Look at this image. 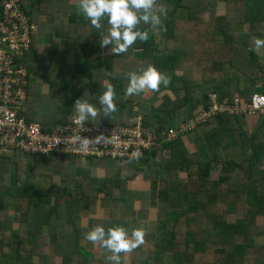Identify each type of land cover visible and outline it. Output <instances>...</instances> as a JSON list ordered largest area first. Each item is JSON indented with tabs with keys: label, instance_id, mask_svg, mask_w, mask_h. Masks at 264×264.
<instances>
[{
	"label": "trees",
	"instance_id": "1",
	"mask_svg": "<svg viewBox=\"0 0 264 264\" xmlns=\"http://www.w3.org/2000/svg\"><path fill=\"white\" fill-rule=\"evenodd\" d=\"M56 1L62 2L58 11L54 8ZM19 2L21 11L28 16L30 23H35L37 13L42 8L44 12L50 13L48 7L52 6L53 21L62 14H69L76 27L69 30L73 31L70 41L80 52L74 53V62L71 64L66 56L71 50L69 40L66 53L58 51L62 28H55L53 40L43 44L37 58H30L31 52H34L31 48L22 59L30 75L23 115L40 123L45 131L66 122L73 115L72 105L77 98L96 104V97L106 83L113 85L116 111L87 122L90 125L128 124L136 113L145 112L144 124L156 139L168 129L177 130L187 118H184L182 109L186 102L189 103V112L192 111L190 116L200 110L197 107L199 101L193 98L198 89L196 81L205 83L219 99L225 98L229 103L235 97L245 99L252 93L264 95V88L249 87L257 78L263 77L258 58L259 55L264 56V46L251 49L249 41L264 39V0H157L159 6L167 9V15L162 17L163 30H159L155 37V31L147 25H141L148 30L149 38L142 43L137 41L120 55H112L106 46L102 47L101 53H94L93 41L100 38V30L92 28L84 18L85 25L76 22L80 15L76 9L72 11L73 4L69 0ZM221 9L225 11L223 14L219 12ZM182 11H185L186 16H175L176 12ZM227 13H230V17ZM101 23L104 30L106 21ZM232 25L247 28V31L234 33ZM79 28H89L84 41H81L83 36ZM215 36H221V41H215ZM159 40L172 50L157 52L156 41ZM132 47L140 50V53L135 51L134 54ZM242 50L248 59L240 63L237 60L239 55L235 56L233 51L241 53ZM101 54L110 58L111 67L108 70H104L102 65L89 68L91 61H101ZM190 63H194L193 68H188ZM225 63L243 73L244 77L240 80L243 88L237 87L239 78L229 77ZM147 64L154 65L169 78L166 87L161 86L158 91H152L153 105L136 99L135 95L124 97L126 74L138 71ZM185 68L189 71L188 77L185 76ZM66 75L70 76V80L65 78ZM43 84L49 85L47 91L42 89ZM168 89L177 95L173 101L165 93ZM200 105L201 108H207L206 102ZM249 116L253 120L254 116L257 117L250 129L245 127L246 117ZM199 126L204 127L203 140L207 146L204 152L189 153L181 140L186 133H178L171 141L161 143L160 148L169 152L167 159L170 167L163 168L158 163L159 168L155 170L154 176H150L149 171L153 168L150 163L156 161L155 149L145 151L140 160L146 158L147 169L136 167L137 161L120 162L121 167L125 166L120 171L123 175L114 174L116 166L113 160L53 156L69 160L66 175L88 173L98 169L101 164L105 167L104 176H91L88 186L95 188L99 197L97 201L109 200L119 205L111 208L107 217L102 212L88 216L91 201L88 190H84L81 183L71 185L66 176L48 188L38 187L31 182L30 167L24 180L14 177L13 183L3 189L2 196L25 198L19 210L27 215L28 220L18 226L23 228V232L13 230L11 241H0V264H96L97 258L92 248L100 251L106 249L98 244H90L84 239V234L93 225L100 224L107 228L116 223L128 229H144V243L128 253H122L121 264L126 258L129 264H163L164 255L168 254L172 257L168 260L172 264H193L183 259L181 254L185 253L184 249L194 254V257L208 254L212 260L204 264H264V240L258 242L259 237L264 239V113H217ZM235 141L240 145V153L232 156L229 152ZM34 156L39 162L46 158ZM76 160L88 162L89 168L75 165ZM132 170L135 171L129 173ZM139 173L151 183L150 188L127 187V182ZM211 173L216 174V177L211 178ZM191 175L195 177L191 178ZM67 177L70 180L71 176ZM20 181L23 183L18 184ZM160 181L164 187L158 189L157 183ZM230 181L234 183V189L221 190ZM142 205L145 209L141 208ZM119 209L127 213L125 217L120 215ZM83 216L88 219L82 223L80 219ZM177 228L181 229L176 233ZM44 229L54 233L52 245L46 240H37L39 236H47L43 234ZM149 229L155 236L152 249L145 246L146 235L151 233ZM178 234L183 237L177 238ZM182 243L183 248L180 246ZM23 244L31 246L28 253L20 252ZM45 246L48 249L53 247L54 254L42 253ZM33 256L38 263L33 261Z\"/></svg>",
	"mask_w": 264,
	"mask_h": 264
},
{
	"label": "built area",
	"instance_id": "2",
	"mask_svg": "<svg viewBox=\"0 0 264 264\" xmlns=\"http://www.w3.org/2000/svg\"><path fill=\"white\" fill-rule=\"evenodd\" d=\"M19 0H0V155L13 151L28 155H67L108 159L115 162L140 161L144 152L160 147L179 134L188 133L215 114L264 113V95L252 93L248 98L235 97L230 103L215 92L207 94V108H201L175 129H168L156 139L144 124L145 112L136 113L128 124L90 125L75 123L74 114L64 123L43 130L42 125L23 115L27 99L29 74L24 56L32 46L37 25L21 11ZM87 138L86 144L76 138ZM104 139L99 143L96 137ZM133 153H137L133 157Z\"/></svg>",
	"mask_w": 264,
	"mask_h": 264
},
{
	"label": "clouds",
	"instance_id": "3",
	"mask_svg": "<svg viewBox=\"0 0 264 264\" xmlns=\"http://www.w3.org/2000/svg\"><path fill=\"white\" fill-rule=\"evenodd\" d=\"M75 9L92 28L100 30L99 44L110 49L112 55L125 53L137 41L142 43L149 38L148 30L141 25H147L153 31L158 28L163 30L162 17L167 15V9L159 6L157 0H77ZM102 21H106V31L102 28ZM253 44L255 48H260L264 46V39L256 38ZM126 79L125 95H138L145 90L158 91L161 86L169 84V78L152 64H147L138 71L128 72ZM114 98L111 83L103 86V91L96 97V104L77 98L72 105L75 123L81 127L85 121L93 122L100 116L106 117L115 112ZM76 139L82 144L88 142L87 138L80 136ZM103 139L104 137L97 136L96 142ZM136 155L137 153H133V157ZM143 236L144 229L141 227L128 229L123 224L116 223L105 228L96 224L84 234V239L93 246L98 244L106 249L110 253L106 256L110 264H121L120 254L142 245Z\"/></svg>",
	"mask_w": 264,
	"mask_h": 264
},
{
	"label": "rangeland",
	"instance_id": "4",
	"mask_svg": "<svg viewBox=\"0 0 264 264\" xmlns=\"http://www.w3.org/2000/svg\"><path fill=\"white\" fill-rule=\"evenodd\" d=\"M71 2H72V0H70ZM69 1V2H70ZM61 6H62V2H59V1H56V3H55V9H56V11H58L59 10V8H61ZM51 11H52V6H50V7H48ZM39 12H43V8H42V10H40ZM38 12V13H39ZM219 12H220V14H223L225 11H223L222 9L221 10H219ZM40 14V13H39ZM228 14V16L230 15V13H227ZM64 15H66V17L63 19V21L62 22H64V21H66V19L69 17H67V14H64ZM179 15H181V16H186V13H185V11H182V12H176L175 13V16L177 17V16H179ZM52 16V15H51ZM64 16L62 15L61 16V18H63ZM230 17V16H229ZM47 18V17H46ZM52 18H53V16H52ZM58 19H60V17L58 18ZM58 19H55L54 20V24L56 25V21H58L59 22V20ZM51 22V21H50ZM55 25H54V27L53 28H55ZM64 25H66V23L64 24ZM104 26H106V28H104V30L106 31V29H107V24H105ZM61 27V25H58V27L57 28H60ZM232 27H233V31H234V33H236V32H243V31H247V28H241V26L239 27V28H237L235 25H232ZM235 27V28H234ZM80 30H82L81 32H80V34L83 36V38L81 39V41H84L85 40V38H84V36H87V34H88V31H89V28H79ZM202 29V28H201ZM68 30V29H67ZM159 30L160 29H156L155 30V34H154V36L156 37L158 34H159ZM39 31H41L40 29H39ZM45 31L47 32L48 31V29L46 28L45 29ZM44 30H43V32H45ZM67 31H64L63 33H62V37H65V41H67V39L69 40L68 42H70V43H68L69 45V47H70V49L71 50H69V52L68 53H70L69 55H66V56H68V62H69V64H71L72 62H74V53H77V52H80V49L79 48H77V47H75L76 45H72V43H71V41H70V37H71V34H68V32L66 33ZM68 35H70V37H68ZM52 37V38H51ZM68 37V38H67ZM221 36H215V41H221ZM48 39V42H51V40H53V36H49V37H47L46 36V39H44L45 40V42H46V40ZM100 38H98V40H99ZM65 41L64 40H62L61 42L62 43H59V52H65L66 53V47H67V43H65ZM157 42V48H156V51L157 52H170L172 49H167L166 47H165V44L162 42V41H156ZM33 45H34V47H33V49H34V52H31L32 53V57H35V58H37L36 57V55H38L39 53H41V51H42V48H43V45L42 44H39V46H37V48H36V45L34 44V42H33ZM249 47L250 48H254V44H253V40H250L249 41ZM132 50L134 51V54H135V51L136 52H139L140 50H134V48L132 47ZM38 51V52H37ZM93 51H94V53H97V52H102V47L99 45V44H97V42L95 43H93ZM259 52H260V50H259ZM140 53V52H139ZM138 53V54H139ZM230 54L232 55V52H230ZM233 54L235 55V56H238V58H237V60H240L241 59V61H246L247 59H246V54H245V52L242 50L241 51V53H240V51H233ZM89 55V54H88ZM102 55V54H101ZM132 57H135L134 55H132ZM30 58H31V54H30ZM62 58H65V57H62ZM228 58V57H227ZM102 65V66H101ZM97 66H101L104 70H108L110 67H111V60H110V58L108 57V56H104V55H102L101 56V61H91L90 63H89V68H95V67H97ZM224 66L226 67V69L229 71V66L225 63L224 64ZM194 67V63H190L189 64V66H188V68H193ZM197 68H195V69H193V70H196ZM232 69L233 68H230V71H231V73L232 72H234V71H232ZM184 70V69H183ZM188 69L187 68H185V76L186 77H188V72L189 71H187ZM192 70V71H193ZM224 70H225V68H224ZM178 74L180 75L181 74V71L180 72H178ZM195 76V74H193V77ZM66 79L68 78H70V76H68V75H66V77H65ZM189 78H190V75H189ZM70 80V79H69ZM68 80V81H69ZM198 84H200L201 86H200V88H201V91H200V88H199V86H198V88H199V90H197V92H194V99H196V101H199V104H203V103H205V102H208L207 101V93L208 92H211L209 89H208V87H206L205 86V83H201V81L199 80V81H196ZM203 87V88H202ZM48 88H49V85H47V84H43V87H42V89L44 90V91H47L48 90ZM191 88H193V87H191ZM170 90V91H169ZM194 90V89H193ZM146 91H147V93H146ZM168 91H169V93H173V91H171V89H168ZM196 91V90H195ZM148 92H149V90H145L143 93H141V94H138V95H136L137 97H140V95L142 96L143 94H148ZM201 92V93H200ZM200 93V94H199ZM200 95H201V97H200ZM197 96V97H196ZM124 97H127V95H124ZM200 99H199V98ZM171 98H173L172 97V94H171ZM28 99V98H27ZM173 99H175V97L173 98ZM173 99H172V101H173ZM193 99V100H194ZM26 102H27V100H26ZM29 103V102H28ZM28 103H27V105H28ZM188 102H186L184 105H183V107H182V109H184V107L186 106V104H187ZM26 105V104H25ZM189 107V103H188V106H187V108ZM30 109V108H29ZM189 109V108H188ZM74 114V113H73ZM190 117V116H189ZM187 119V118H186ZM200 128H202V126L200 127ZM194 129H196V126L195 127H193L192 128V130H191V132L189 131L188 133H186L185 135H189V134H191L193 131H194ZM161 137L162 136H160V138L159 139H161ZM181 140H183V142H184V138H182ZM235 149V148H234ZM155 151H156V156H155V159H156V162L155 163H152V166H153V168L149 171V175L150 176H154L155 175V170L157 169V168H159L158 167V163H160V165L163 167V168H167V167H170V162H169V160L167 159V156H168V154H169V152L167 151V153H166V150H163V149H161L158 145H156L155 146ZM240 152V151H239ZM238 152V153H239ZM1 156V155H0ZM2 156H4V158H6V156L8 157V158H6V159H3V158H1L0 159V190H3L4 188H7V187H9L10 185H11V183H13L12 181H14L13 180V178L14 177H18V178H20V180H24V176L26 177L27 176V174H28V172H27V169L30 167L31 168V172H30V177H31V182H34L35 184H39V187L40 186H43V185H47V186H50L51 184H53V183H55V182H58V180H62V178H63V176H66L65 178L68 180V182H71L72 184L71 185H75V184H79V183H81V185H82V188L84 189V190H88V193H89V196H90V199H91V201H90V203H89V211H88V216L89 215H95L97 212L100 214L101 212H102V214L105 216V217H107L108 216V214H109V211H110V209L111 208H114L115 206H119V205H116V202H112V201H106V202H104V201H97L96 202V200H97V198H99L98 196H97V194H96V192H95V188L93 187L92 188V186L91 187H89L88 185L90 184L89 183V179H92L91 178V176H93V175H97L98 177H103L104 176V174H105V167L104 166H102V164L99 166V168L98 169H95V170H92V171H90V172H88V173H82V174H80V175H75V174H73V175H71V174H65V172H66V170H68V169H66L67 167H66V164H67V162L69 161L68 159H60V157H53L52 156V158H50V157H48V156H46V158L44 159V161L43 162H39V161H36L37 160V156H34V155H28V154H24V153H22V152H15V151H13V152H10V153H3L2 154ZM38 156H42V155H38ZM75 159V158H74ZM263 159H264V157H263ZM68 160V161H67ZM77 162H76V164L75 165H83V166H85L86 168H89L88 167V165H89V163L88 162H86V161H81V160H76ZM79 162V163H78ZM78 163V164H77ZM122 163V162H121ZM120 162H114V165L116 166L115 168H114V174L115 175H119L121 172L120 171H123V169L125 168V166L124 167H121L120 166V164H121ZM192 169H194V167H192ZM107 171H109V169H107ZM106 171V172H107ZM135 170H132V171H130L129 173H133ZM140 172H142V171H140ZM108 173V172H107ZM87 174H89V175H87ZM121 175H123V173H121ZM67 176H71L70 177V180L68 179V177ZM179 176H181V173L179 174ZM74 177V178H73ZM136 177H138V178H136ZM134 179H131V180H129L128 182H127V187L128 188H132V189H135L134 188V184H137L138 185V188H141V182L144 180L143 179V176H142V173H141V175H140V173L139 174H137V176H136ZM182 177V176H181ZM195 177V175H191V178H194ZM210 177L212 178V177H216V174H214L213 175V173H211V175H210ZM75 182V183H74ZM20 183H23V181H20L18 184H20ZM48 183H49V185H48ZM157 185H158V189H160L161 187L163 188L164 187V184L162 183V181H160V183L158 182L157 183ZM231 186L233 187V188H231ZM55 187V186H54ZM226 189H234V183L233 182H228V184L226 183V184H224V186L222 187V189L221 190H226ZM75 190V189H74ZM73 190V191H74ZM217 190H218V188H217ZM208 194H210V192H208ZM153 198V197H152ZM114 203V204H113ZM23 206V205H22ZM141 208L142 209H145L144 207H143V205L141 206ZM154 208V207H153ZM141 209V210H142ZM119 212H120V215L121 216H126V212L122 209H119ZM87 217V216H86ZM136 217H137V219H136V221H138V219H139V217H138V215H136ZM87 219L88 218H85L84 216L82 217V221L83 222H85V221H87ZM151 219V218H150ZM149 219V220H150ZM148 220V222H149V224H150V226L152 225L151 224V220L149 221ZM181 228H177L176 229V233L178 232V230H180ZM150 231L149 232H151V233H149V235H146V236H148V237H146L147 238V241H146V243H145V246L147 247V248H149V249H152L153 247H154V235H153V231H152V229H149ZM43 232L44 233H46L47 235H54V233L52 232V233H49V231L48 230H46V229H44L43 230ZM183 236H181L180 234H178L177 235V238H182ZM258 242L260 243V242H262L264 239H263V237H259L258 238ZM81 242H83V240H81ZM54 242H52L51 243V245L53 244ZM82 244V243H81ZM182 248H183V243L180 245ZM27 247H31L30 245H27ZM42 250L44 251V253H47V254H54V252H53V247L51 248V246H50V249H48V246L46 247H43L42 248ZM41 250V251H42ZM92 251H93V254L95 255V257L97 258V260H96V264H110V262L106 259V256H107V252H106V250H102V251H100L98 248H92ZM178 252L180 253V251L178 250ZM184 254H181V255H183V259L185 260H188V261H192V263L194 264H204V263H207V262H209V261H211L212 259H209L208 258V254H205V255H203V256H198V257H194V254H190V252L189 251H187V250H185L184 249ZM121 255V257L123 256V254L121 253L120 254ZM124 256H126V254H124ZM127 257V256H126ZM125 258V257H124ZM164 263L163 264H172L171 263V261H168V260H170L172 257H171V255H164ZM195 259H198L197 260V262L195 261ZM167 260V261H166ZM124 264H129V261L127 260V258L124 260ZM160 264V263H159ZM209 264V263H208Z\"/></svg>",
	"mask_w": 264,
	"mask_h": 264
},
{
	"label": "crops",
	"instance_id": "5",
	"mask_svg": "<svg viewBox=\"0 0 264 264\" xmlns=\"http://www.w3.org/2000/svg\"><path fill=\"white\" fill-rule=\"evenodd\" d=\"M76 2H77V0H72V2L70 1V4H73L72 5V11H73V9L75 10V4H76ZM39 13H37V16H36V18L34 20L35 21V24L37 25V28L38 29H37L36 33L32 36V46H31V48L34 47L33 42L36 45V48H37V46H39V44H42L43 45L45 43V40L44 39H46V36L47 37L52 36V33H55L54 30H55V28L58 27V25H61L60 28H62L60 30L61 31L60 32L61 35H62V33L64 31H67L68 34H71L73 31L70 32L69 31L70 28H76L75 25L73 24L74 19H73L72 15L69 16V14H67V17L68 16L69 17L66 19V21L62 22L63 19L66 17V15L62 14L64 17L61 18V16H62L61 15L60 16V19H58L59 22L56 21L55 22L56 25H55L54 24V21L52 19V16H51V15H53V14H51L52 11H50V13H46L44 11L43 12H39ZM82 19L83 18L80 15L79 16V19L76 20V22L78 21V23H80L81 26L85 25ZM65 23H66V25H64ZM54 25H55V28H53ZM42 28H43L44 31L47 28L48 31L47 32L46 31L43 32ZM39 29L41 31H39ZM68 37H70V35H68ZM62 40L65 41V37H62L61 36L59 38V40H58L59 43H62L61 42ZM46 42H48V39L46 40ZM94 42L95 43L97 42V44H99L98 38L94 39L93 43ZM65 43H67V41H65ZM259 56L260 57L258 58V62H261V66L262 67L260 69L262 71L261 75L263 77L257 78L254 83L249 84V87L250 88H254V89L255 88H259V89L260 88H262V89L264 88V56H262V55H259ZM245 57H246V59H248V56L247 55ZM31 58H32V53H31ZM238 61L240 63L243 62V61H241V59L238 60ZM230 68H233L232 71H234V72L231 73ZM228 75H229V77H232V78H235V79L239 78V83L237 84V87H238V89L243 88V82H241L240 80H242V78L244 77V75H243V73L240 70L236 69L233 66H229ZM197 86H199V88H200L201 85L200 84H197ZM199 88L196 89V92H197V90H199ZM200 91H201V88H200ZM146 93H147V91H146ZM165 93H167V95H169L170 98H171V94H172V97L173 98L174 97L176 98V96H177L175 92L169 93V91H166ZM152 95H153L152 94V91L149 90L148 94H143L142 96L140 95V97H137L135 95V98L138 99V100H140V101H142V100H144L145 102L148 101L151 105H153V103L151 101ZM200 97H201V95H200ZM173 98H171V99H173ZM157 102H158V100L155 102V104ZM187 106H188V103L186 104V106L183 109V112L185 114L184 118L185 117L188 118L192 114V111L190 113L189 110H188V108H187ZM197 107H199L198 109H201V105L200 104H198ZM148 117L149 116H147V119H148ZM256 118L257 117L254 116V120ZM246 120H247V122H246L247 125L244 124L245 127H248L249 129L252 128L254 126V120H253V118L249 116V117H246ZM203 129H204L203 126H202V128H200V126H198V127H196V129H194V131L191 134L183 136V138H184V144H185V146H186V148H187V150H188L189 153L194 154V153H198V152H204V150L206 149L207 146H206V143L203 140ZM239 151H240V145L238 144V142L235 141V144L231 146L229 153H230V155L235 156V155H238L240 153ZM166 153H167V151H166ZM2 158L3 159H6L8 157L6 156V158H4V156H2ZM145 160H146V158L144 160H142V161L135 162V166L137 165L136 167H138L139 169H141V168L147 169L148 166L145 163ZM155 162L156 161H152L150 163L151 167H152V163H155ZM136 178H138V177H136ZM48 185H49V183H48ZM37 186L39 187V184ZM133 186L134 187H138L137 184H134ZM40 187L41 188H48L47 185H43V186H40ZM141 187L150 188L151 187V183L148 182V181H146V180H143L141 182ZM2 191L3 190H0V241H3L5 243H8L9 240L10 241L12 240V238H11L10 235L13 232V230H15V231L18 230V231L23 232L22 231L23 228L21 226H20V228H18V226L20 224H23V222H26L28 220V217H27V215L25 213H23V212H21L19 210L21 208L22 204L25 203V198H20V197H16V196H14V197H8L6 195L2 196L3 195V192ZM96 202H97V200H96ZM80 220L83 223L82 218ZM43 234H46V233L43 232ZM19 235H21V234H19ZM54 238H55L54 235L53 236L52 235H47L46 237L39 236V238L37 240H39V241L46 240L49 243H52V242H54ZM29 250H31V247H27V245H24L23 244L20 247V252L21 253H28ZM42 253H44L43 250H42ZM33 261L35 263H38V261L34 258V256H33Z\"/></svg>",
	"mask_w": 264,
	"mask_h": 264
}]
</instances>
